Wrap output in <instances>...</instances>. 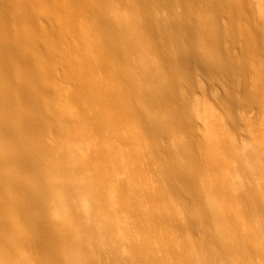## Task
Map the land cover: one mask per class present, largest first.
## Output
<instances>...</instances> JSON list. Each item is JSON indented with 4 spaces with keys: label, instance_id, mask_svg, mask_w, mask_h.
Wrapping results in <instances>:
<instances>
[{
    "label": "bare ground",
    "instance_id": "bare-ground-1",
    "mask_svg": "<svg viewBox=\"0 0 264 264\" xmlns=\"http://www.w3.org/2000/svg\"><path fill=\"white\" fill-rule=\"evenodd\" d=\"M257 114L264 0H0V264H264Z\"/></svg>",
    "mask_w": 264,
    "mask_h": 264
},
{
    "label": "rangeland",
    "instance_id": "rangeland-1",
    "mask_svg": "<svg viewBox=\"0 0 264 264\" xmlns=\"http://www.w3.org/2000/svg\"><path fill=\"white\" fill-rule=\"evenodd\" d=\"M249 115H251V114H249ZM249 115L247 114V116L250 117V118H251L252 116H254V115H251V116H249ZM259 115H260V116H259ZM261 115L264 116V114H257V116H259V117H257V120H256V122H255V123H257V124L254 123V125H255L254 128H255V129L257 128V129H256L257 133L263 138V137H264V121H263L264 117H263V116L261 117ZM73 117L75 118V117H77V116H74V115H73ZM212 122L214 123L213 120H212ZM217 124H218V123H217ZM217 124H216V123L213 124V125H215V127L212 125V126L214 127V129H215V128L218 129ZM218 125H219V124H218ZM203 128H204V127H203ZM203 128H202V129H203ZM217 129H215V130H217ZM204 130H205V129H204ZM83 133H84V131H83ZM87 136H88V137H87ZM81 137H82V138H81ZM81 137H80V140L78 141V142H80L78 146H79L80 148H81V147L83 148L84 145H86V143H87L88 140H89V135L83 134ZM85 142H86V143H85ZM96 148H98V147H96ZM96 148H95V149H96ZM92 150H94V147H93ZM166 245H170V242H169V243L167 242ZM172 261H173V262H172ZM171 264H178V263H177V260H176V259H174V260L172 259V260H171Z\"/></svg>",
    "mask_w": 264,
    "mask_h": 264
}]
</instances>
